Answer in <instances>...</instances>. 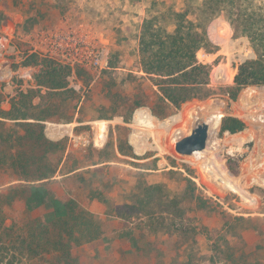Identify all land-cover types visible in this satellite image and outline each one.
Wrapping results in <instances>:
<instances>
[{
    "label": "rangeland",
    "instance_id": "1",
    "mask_svg": "<svg viewBox=\"0 0 264 264\" xmlns=\"http://www.w3.org/2000/svg\"><path fill=\"white\" fill-rule=\"evenodd\" d=\"M158 1L160 8H156L165 9L173 2L182 8L187 0ZM145 2L0 0V95L4 101L5 94H12L7 101L10 105L19 92L35 87L21 89L26 75L29 73L33 80L40 67L33 64V52L23 36L61 25L62 21L108 34L112 43L106 42L108 55L112 46L121 47L125 57L122 63L131 65L135 78L144 75L137 55V35ZM130 18L134 20L131 23ZM206 30L212 45L199 49L197 58L209 65L208 95L181 104L166 117H157L146 105L130 112L129 105L114 100L115 96L132 95V84L98 90L101 72L89 68V77L82 75V79L87 77V84L82 86L71 75L78 85L71 83L69 87H75L80 95L74 109L82 111L89 122L46 125L52 129V137L66 138L70 147L67 167L78 166L82 171L64 182L80 205L96 214L108 242L99 245L98 239L80 246L52 248L46 240L56 239L59 232L42 219L49 209L42 206L28 213L23 201L17 199L6 206L7 218L0 226V264H115L116 258L123 264H264V85L243 87L236 99H231L227 92L231 67L251 58L252 49L245 37L234 34L222 14L211 19ZM123 79L126 76L121 74L117 82ZM142 85L144 91L150 90L148 80ZM82 101L85 106L81 109ZM55 103L58 114L72 111L75 101L62 98ZM225 115L240 118L245 128L221 133L220 122ZM203 121L209 127L206 147L192 154L176 152L175 142ZM70 127H77L76 137L64 134ZM88 168L93 170L87 172ZM12 179L0 171V189ZM150 185L155 189L148 207L162 217L158 222L106 214L107 210L116 212L124 205L137 204ZM51 187L60 191L56 190L58 185ZM193 187L194 194L206 201L205 207L189 194ZM220 211L238 219L226 221ZM184 214L186 218H181ZM230 225L231 231L227 230ZM136 226L140 228L132 235L125 233ZM194 231L202 238L195 239ZM226 231L230 235H225ZM217 234L224 236H220V251L215 252L207 235ZM129 236L139 238L137 246ZM62 241L67 244L65 238ZM117 244L125 245V250L115 255Z\"/></svg>",
    "mask_w": 264,
    "mask_h": 264
},
{
    "label": "trees",
    "instance_id": "2",
    "mask_svg": "<svg viewBox=\"0 0 264 264\" xmlns=\"http://www.w3.org/2000/svg\"><path fill=\"white\" fill-rule=\"evenodd\" d=\"M194 1L197 5L187 0L182 8H178L173 2L165 9H158L160 1L146 0L145 13L140 18L137 35V55L140 70L144 75L135 78L131 65L122 63L125 59L124 51L114 45L108 55L107 68L100 71L97 89L104 90L116 85L132 84V89L135 91L132 95H126L125 98L122 95L115 96L114 100L119 104L129 105L130 112L136 107L146 105L160 118L166 117L187 101L208 95L206 86L209 83L210 69L207 63L198 60L197 51L212 45L206 25L220 14L228 21L235 35L247 39L253 52L251 58L231 67V86L227 91L229 97L236 99L243 87L264 85V0ZM165 19L168 21L165 22ZM170 25H172L171 29H169ZM30 56L33 58V64L40 65L38 73L34 75L36 87L29 88L26 92H19L16 100H10L9 110L2 109L0 105V171L13 177L12 183L3 185L0 189V226L7 218L6 206L20 199L28 213L42 206L49 209L42 215L44 216L42 219L59 232L56 239L46 240L52 248L59 249L61 246L75 244L80 246L98 239L99 245L104 246L108 242L105 239L107 234L96 214L80 205L78 197L71 194V188L60 185L59 189H56L60 191H53L51 186L62 182L57 179L58 175L72 173L73 177L82 170H78V166L67 167L70 152H65L66 138L51 139L44 132V121L64 123L86 120L81 114L82 111L74 109L80 95L76 89L69 87L68 76L73 74L76 81L81 82V86L85 85L87 77L82 79V75L89 77V68L62 65L47 57L37 59V54L34 53ZM124 69L128 71L124 73ZM121 74H124L126 79L117 82V77ZM146 80L150 82L149 91H144L142 88L143 81ZM154 86L156 89L153 88ZM41 88H44L43 94L40 93ZM201 91L203 92L200 94ZM37 97L39 100L34 103ZM62 98L75 101L71 106L73 110L57 114L55 109L58 105L55 102ZM2 101L4 96L1 94L0 104ZM84 106L85 102L82 101L81 109ZM166 109L168 111H165ZM128 120L129 117L126 121ZM245 126V122L240 118L225 115L220 122V132L235 133ZM92 170L93 168L86 169L87 172ZM154 189L152 185L144 189V194L138 198L137 204L124 205L116 212L107 210L106 214L113 213L114 217L128 220L144 218L158 222L162 217L148 207L154 198ZM189 194L200 203V206L207 205L201 196L194 194V187ZM180 213L182 211L178 214ZM218 214L226 221L238 219L229 212L220 211ZM181 218H186L185 214ZM138 228L140 227L130 228L125 233L132 235V232L134 233ZM232 228L230 225L227 230L231 231ZM228 233L229 231H226L225 235ZM194 235L195 239L202 238L195 231ZM207 236L213 240L212 250L220 251L219 243L222 240L220 236L224 235ZM142 237L140 233L139 238ZM62 238L67 240V244ZM139 238L129 236L128 240L137 246L135 242ZM115 248V255H118L124 252L125 245L117 244ZM114 263L123 264L118 258Z\"/></svg>",
    "mask_w": 264,
    "mask_h": 264
},
{
    "label": "built area",
    "instance_id": "3",
    "mask_svg": "<svg viewBox=\"0 0 264 264\" xmlns=\"http://www.w3.org/2000/svg\"><path fill=\"white\" fill-rule=\"evenodd\" d=\"M61 23L48 29L26 33L23 37L28 50L62 65L83 66L98 72L107 68L108 50L102 36L98 38L95 31L83 24H71L67 21ZM71 77L68 76V80L77 86L78 83Z\"/></svg>",
    "mask_w": 264,
    "mask_h": 264
},
{
    "label": "crops",
    "instance_id": "4",
    "mask_svg": "<svg viewBox=\"0 0 264 264\" xmlns=\"http://www.w3.org/2000/svg\"><path fill=\"white\" fill-rule=\"evenodd\" d=\"M144 13H145V11L143 10V13H142V15H144ZM130 20H133V18L131 19H129V23H131L130 22ZM134 21V20H133ZM2 30H5V28H3ZM104 33V32H103ZM98 33V31H96V36L99 38V36L101 37L102 36V39L105 41V42H109V43H111V41H110V37L108 36V34H106V33ZM112 44V43H111ZM0 46H2V41H0ZM12 73H14V72H12ZM26 78L27 79H25V80H23V84H25L26 85V87H25V85H22V88L21 89H23V90H26L25 88H27V86H28V88L29 87H34V85H35V82L32 80V78L30 77V74L28 73L27 75H26ZM30 78V79H29ZM29 79V80H28ZM1 80V79H0ZM70 82V84L72 83L71 81H69ZM7 84H8V81L5 83V87L7 86ZM78 85V84H77ZM36 87V86H35ZM7 90V89H6ZM8 91V90H7ZM6 91V92H7ZM8 93V92H7ZM12 96V94H10L9 93V95L8 94H5V100L6 101H4V102H2V104H1V108L2 109H4V110H9L10 109V107H11V105H9V103L7 102L8 101V99L10 98ZM36 99V98H35ZM35 99H34V103H35ZM74 121V120H73ZM73 121H71V122H64V123H59V122H52V121H44V132H45V134L49 137V138H51V139H60V138H62V137H64V136H60V137H52L50 134L52 133V129L51 128H49L46 124H54V125H61V126H68L69 124H71ZM86 122H89V121H87V119L86 120H84V121H81V122H79V123H86ZM127 122H130V119L127 121ZM76 128L77 127H70V128H68V129H65V132H64V134L66 135V136H72V135H74L75 137L77 136V131H76ZM70 147H69V145H66V153L68 152V149H69ZM122 152V151H121ZM78 170H82L80 167L78 168ZM77 171V170H76ZM79 174V173H78ZM78 175H75V176H73L72 177V173H66V174H63V175H59V176H57V179H59V180H61V179H63V180H61L62 182L61 183H59V185L58 186H60V185H64L65 187L67 186V184H66V182H64V181H67V180H70V179H73V178H75V177H77ZM66 178H67V180H66ZM70 186V185H69ZM69 186H67V187H69ZM70 188V187H69ZM99 204V203H98ZM91 211V210H90ZM93 212V211H92Z\"/></svg>",
    "mask_w": 264,
    "mask_h": 264
},
{
    "label": "water",
    "instance_id": "5",
    "mask_svg": "<svg viewBox=\"0 0 264 264\" xmlns=\"http://www.w3.org/2000/svg\"><path fill=\"white\" fill-rule=\"evenodd\" d=\"M209 127L206 122L198 123L189 134L178 139L174 148L180 154H192L201 151L206 147Z\"/></svg>",
    "mask_w": 264,
    "mask_h": 264
}]
</instances>
